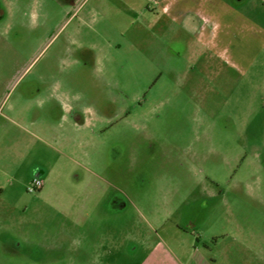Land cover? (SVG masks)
Returning <instances> with one entry per match:
<instances>
[{
  "label": "rangeland",
  "instance_id": "obj_1",
  "mask_svg": "<svg viewBox=\"0 0 264 264\" xmlns=\"http://www.w3.org/2000/svg\"><path fill=\"white\" fill-rule=\"evenodd\" d=\"M132 3L0 0V264H264V43L205 64Z\"/></svg>",
  "mask_w": 264,
  "mask_h": 264
},
{
  "label": "crops",
  "instance_id": "obj_2",
  "mask_svg": "<svg viewBox=\"0 0 264 264\" xmlns=\"http://www.w3.org/2000/svg\"><path fill=\"white\" fill-rule=\"evenodd\" d=\"M121 1L128 9L134 10L132 0ZM138 5L140 10L146 7L148 12L151 9L155 15L157 44L160 47L173 49L175 54L181 56L187 54L188 50H193L195 56L197 53L201 59L204 57L201 61L205 64L209 62V54L215 49L222 50L226 55L230 49L233 56L238 57L241 54L243 56L245 42L259 45L264 43V28L256 27L231 0H141ZM250 29L253 31L248 32ZM181 33L185 37L180 36ZM193 43L203 53L197 52L194 46L191 49ZM193 52L191 53L194 55ZM175 54L174 57H177ZM227 60H230L229 56ZM230 63L234 62L230 60ZM36 174L42 178L44 188L49 181V174L42 169L36 171ZM175 230L180 231V226L177 225ZM174 247L179 253L176 254V264H211L193 244L192 239L177 243ZM182 253L189 255L181 258Z\"/></svg>",
  "mask_w": 264,
  "mask_h": 264
},
{
  "label": "clouds",
  "instance_id": "obj_3",
  "mask_svg": "<svg viewBox=\"0 0 264 264\" xmlns=\"http://www.w3.org/2000/svg\"><path fill=\"white\" fill-rule=\"evenodd\" d=\"M34 5H35V7H34L33 11H31L30 13L27 14L28 15V27H30V28H35L38 24V20H39L38 7L40 5V0H34ZM12 6L18 7V5H15V4H13ZM100 63H101L100 60L97 59L96 64L99 66ZM98 71H100V67L96 68V72H98ZM52 87H53V92H54V90L56 88V84H54ZM80 95L82 96V94H80ZM39 106L42 107L43 102H41Z\"/></svg>",
  "mask_w": 264,
  "mask_h": 264
},
{
  "label": "built area",
  "instance_id": "obj_4",
  "mask_svg": "<svg viewBox=\"0 0 264 264\" xmlns=\"http://www.w3.org/2000/svg\"><path fill=\"white\" fill-rule=\"evenodd\" d=\"M42 179L38 176V175H35L31 181H30V185H29V191H34V190H37L39 189L41 186H42Z\"/></svg>",
  "mask_w": 264,
  "mask_h": 264
}]
</instances>
